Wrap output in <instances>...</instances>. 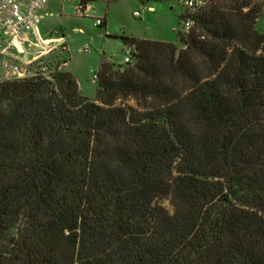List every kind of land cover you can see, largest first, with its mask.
<instances>
[{
	"label": "trees",
	"instance_id": "trees-1",
	"mask_svg": "<svg viewBox=\"0 0 264 264\" xmlns=\"http://www.w3.org/2000/svg\"><path fill=\"white\" fill-rule=\"evenodd\" d=\"M179 18L94 100L66 60L0 82V264H264V0Z\"/></svg>",
	"mask_w": 264,
	"mask_h": 264
},
{
	"label": "rangeland",
	"instance_id": "rangeland-1",
	"mask_svg": "<svg viewBox=\"0 0 264 264\" xmlns=\"http://www.w3.org/2000/svg\"><path fill=\"white\" fill-rule=\"evenodd\" d=\"M147 4L156 8L161 7V12L152 14L149 21L146 20L149 16L145 15L142 18L133 15L134 11H139V4L134 0H117L110 3L108 8L101 2L94 3L93 18L102 17L110 9L108 23L113 30H117L115 31L117 35L108 36L105 35L104 28L94 27L91 24L92 19L75 15L69 5L62 12L54 9L53 15L44 21L45 30L51 32L52 37L59 39L64 37L66 50L53 51L45 60L53 62L67 60L69 67H66L65 71L69 70L76 80L80 95L94 100L97 94L94 78L101 59L122 64L125 48L130 49L125 46L121 38L178 42L177 34L181 30L179 16L185 9L182 3L179 0L167 2L150 0ZM146 27L149 29L147 30ZM74 28H80L83 35L75 33ZM256 28L264 32V18L256 22ZM84 47H88L89 50L84 52ZM3 78V73L0 72V82ZM163 204L169 209L167 202Z\"/></svg>",
	"mask_w": 264,
	"mask_h": 264
},
{
	"label": "built area",
	"instance_id": "built-area-1",
	"mask_svg": "<svg viewBox=\"0 0 264 264\" xmlns=\"http://www.w3.org/2000/svg\"><path fill=\"white\" fill-rule=\"evenodd\" d=\"M49 0H0V72L8 79H25L36 76L49 79L52 68L47 67L45 58L62 47L60 38H43L40 35L42 20L39 11ZM183 5L195 11L205 0H181ZM86 5L79 3L76 11L84 15ZM143 11L154 12L153 6H146ZM135 17L141 11L133 13ZM93 26L102 25L101 19H93ZM184 29L188 30L192 22L186 19ZM88 47L83 51L87 52ZM130 49L126 48L123 63L129 62ZM67 62H59L55 68L62 70Z\"/></svg>",
	"mask_w": 264,
	"mask_h": 264
},
{
	"label": "crops",
	"instance_id": "crops-1",
	"mask_svg": "<svg viewBox=\"0 0 264 264\" xmlns=\"http://www.w3.org/2000/svg\"><path fill=\"white\" fill-rule=\"evenodd\" d=\"M116 1L117 0H96V1L90 2V3H88L86 5V7H85L86 11H85L84 15H82V14L77 13V11H76V7L79 4L77 0H49V1H47L46 5L39 11V16H40V18L42 20V27L40 28V35L43 38H52L51 32H48V31L45 30L44 21H45L46 18L51 17L53 15L54 9H57L60 12H62L66 8L67 5H69V8L72 9V11L75 13V15H80L82 18L92 19V21H93V19H101L103 21V25L101 27L104 28L105 35H107V36L108 35H117L116 34L117 32H115L117 30H113L111 28V26L109 25V23H108V21L110 19L109 18L110 9L108 10V12L103 14L102 17H97L96 16L95 18H93L94 3L101 2V3H103L106 6V8H108L110 3L116 2ZM134 1L139 4V11H141V15L139 17L144 18L145 15H146V17L149 16L148 18H146V20H148V21L151 19L150 17H152L151 16L152 14H156V13H158V11L161 12V7H158V8L154 7V12L143 11V9L146 6H151L150 4H147L148 2H150V0H134ZM162 1L163 2H167L168 0H162ZM134 12H136V11H134ZM91 24L93 25V22ZM119 27H121V26H119ZM146 29L148 30L149 27H146ZM73 31L75 33H77V34L83 35V31L80 28H74ZM123 35H126V34H123ZM61 39H62V47L60 48V50L65 51L66 50V40H65L64 37H61ZM138 40H143V39H138ZM125 50H126V48H125ZM102 60H105V59H101V61ZM105 61H107V60H105ZM66 67H69L68 62H67ZM66 72L70 73L69 70L66 71ZM3 76H4V78L2 80L8 79L4 74H3Z\"/></svg>",
	"mask_w": 264,
	"mask_h": 264
}]
</instances>
